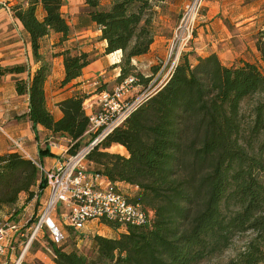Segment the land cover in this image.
Wrapping results in <instances>:
<instances>
[{"label":"trees","instance_id":"1","mask_svg":"<svg viewBox=\"0 0 264 264\" xmlns=\"http://www.w3.org/2000/svg\"><path fill=\"white\" fill-rule=\"evenodd\" d=\"M152 1L83 0L82 11L99 28V40L105 41L104 53L121 51L116 86L129 77L130 87H145L150 80L132 59L146 53L153 42L148 12ZM62 5L63 0H17L9 7L40 63L26 79L16 80L15 90L28 97L23 116L35 133L41 125L53 135L65 136L67 151L74 154L88 132L83 105L87 95L74 93L59 100L61 116L54 119L44 91L50 64L40 53L43 36L56 32L61 42L70 33ZM253 41L264 62V27ZM57 55L63 57L61 86L80 76L91 61L87 52L71 53L69 48ZM151 70L155 74L159 68ZM24 71L22 64L0 65V78ZM105 85L97 90H105ZM245 100L250 101L247 122ZM112 144L122 145L128 154L104 150ZM38 153L51 154L47 146ZM87 160L111 181L136 187L131 199L147 218L117 237L94 234L89 256L48 242L55 264H199L220 255L235 234L246 231H252V237L219 264H264V71L256 63L240 60L227 65L215 53L181 54L161 87L96 143ZM45 185L31 160L17 151L0 154V211L13 206L21 193L27 200L36 194L39 204ZM102 222L117 229L111 221Z\"/></svg>","mask_w":264,"mask_h":264},{"label":"rangeland","instance_id":"2","mask_svg":"<svg viewBox=\"0 0 264 264\" xmlns=\"http://www.w3.org/2000/svg\"><path fill=\"white\" fill-rule=\"evenodd\" d=\"M82 1L83 0H63V4L65 5L63 8V14L67 22H70L69 37H67L65 40H62L61 42L60 37H55L54 39L48 38L44 43L46 45L49 44V46H55V48H53L55 49V52H59L64 48H69L71 53L82 51L81 47L84 45H92V50L87 53L89 54L90 58H93L100 55L103 47L99 42V35L96 34L95 27L90 24L87 16H85V13L82 11V6H79ZM190 1L191 0H153L151 2V8L148 12L151 14L153 32L155 36H163L166 39L164 52L157 53L154 56L139 62L137 66H135L136 69L141 72V74H143L145 77H149L150 80L147 82L145 87H143V85H135L130 88H127V86L123 87L121 103L116 109L111 110V120H114L121 114L124 108L123 105L126 104L127 98H130L129 100H134V95V98L146 97L155 89L159 88L166 81V79H168L171 69L177 63L181 54L183 53L195 52L197 55L201 56H203L205 52L209 53L210 50L219 51V53H222V49H228L229 46L232 45L234 47L232 50L247 51L252 59L255 58L253 51H251L252 48L255 51L253 46V37L257 30L261 28L263 23H257L254 16L258 10H261L262 6L264 5V0H202L200 10L198 11L193 23L192 38L185 46L182 47L181 45L174 44L173 36L176 32L177 26L180 23L184 8ZM215 21H217L218 24H216ZM209 22H212V24ZM74 32L79 33L74 34ZM200 33L204 36L201 44H199V41L196 39ZM205 35H208V37L206 38ZM51 42H53L52 45H50ZM203 45L206 46L197 53L196 49ZM48 57H50L49 54ZM120 58L121 57H118V55H114L111 56L110 60H120ZM189 58L191 62H194V57L192 55H189ZM157 59H161L163 62L166 61V64L161 67V64H157ZM47 61L51 62V60ZM234 61L238 62L236 59H234L232 61L223 60V63L230 65V63H234ZM151 66L158 67V72L153 74ZM259 66L262 71H264V62L263 65ZM115 72V70L108 67V69H106L101 75L88 80L90 84L83 87L85 91H82V88L80 89L81 94L93 90L89 93L91 95L90 99L85 100L84 102L88 112L89 109L95 113L101 111L103 102L98 100L97 88L101 84H106V89L104 91H108L111 94L116 87L115 79L117 76L115 75ZM247 101L248 100H245L242 104V111L244 120L246 122L248 121V105L250 104V101ZM96 132L97 131L89 130L83 137V144L80 146V148L86 147L92 140L90 139V136L94 135L95 137ZM51 140L66 147L69 144V141L64 139L60 140V138H53ZM61 149H63L62 146L53 147L55 152H60ZM104 150L119 153L124 156L128 154L125 148H120L119 144H112L110 147ZM86 167L90 171H96L98 169V167L90 161L87 162ZM119 186L120 190L125 196H130L133 194L130 188L126 189L121 185ZM19 197L18 205L16 206V213H20V216L23 219H26L32 215V220H34L38 207L36 198L27 200L24 193H21ZM24 206H26V208ZM13 218L18 219V216H14ZM97 231L99 235L103 236H109L113 234L118 235L120 233L119 231L108 232L106 229L100 230L99 228L95 229L93 233L96 234ZM19 232L24 234V236H19L18 239V243L20 244L21 248L18 249V246H16L17 244H15L14 262L6 261L5 264H15V261H17L25 246L26 235L29 234L26 230V226L22 227ZM93 233H88L87 237H83L82 234L80 235L74 232L72 229L64 227L65 239L58 245L62 246L65 250H76L78 253L89 256L91 255L92 247L89 241V235ZM39 234H41V236L38 238V241H32L31 245H29L27 249L26 253H31L29 255L35 256L33 254L36 252H39L44 256L45 254L48 255L44 247H50L48 245V242H51L49 232L46 228H44L39 232ZM252 235V231L235 234L232 237L229 247L225 251H223L220 255L208 260H204L199 264H219L227 261L231 257L235 256L236 252L241 249L240 247L243 245V243L249 240ZM51 257L53 258L52 255ZM22 259L20 264H42L41 261L36 257H33L29 261L26 260L25 253Z\"/></svg>","mask_w":264,"mask_h":264},{"label":"built area","instance_id":"3","mask_svg":"<svg viewBox=\"0 0 264 264\" xmlns=\"http://www.w3.org/2000/svg\"><path fill=\"white\" fill-rule=\"evenodd\" d=\"M201 1L191 0L185 6L173 36L174 44L183 47L192 38L193 23L200 10ZM157 64H161L163 67L166 61L157 59ZM131 82L132 77L127 78L116 86L111 94L104 90L97 92L98 100L103 102V107L98 113L92 111L87 113L89 118L87 131L97 132L86 147L78 149L74 154H69L67 151L69 145L66 147L53 140L47 142L49 149H53L54 146L63 147L61 160L52 168L45 169L38 160L23 150L20 140L10 138L15 151L31 160L38 167L46 179V185L44 197L38 204L34 220H32V215L23 219L20 213H16L18 202L11 206L6 217L0 220V264L6 263L7 250H14L13 242L16 235L24 236L19 232L24 226L29 234L26 235L21 257L44 228L49 232L50 241L58 245L65 239L64 227L87 237L86 224L92 220L111 221L117 225L120 232L125 231L129 225H141L145 222L147 218L145 210L139 204L134 203L131 196H125L122 193L119 182H113L101 172L90 171L86 167L87 154L92 147L114 127L120 125L136 105L145 98H135L134 100L127 98L121 114L111 120V110L116 109L121 103L123 87L130 88ZM83 105L85 110V104L83 103ZM0 131H3L1 124ZM67 141H69L68 138ZM33 198H36V194ZM14 216H18V219H14ZM46 250L53 255L51 247H47Z\"/></svg>","mask_w":264,"mask_h":264},{"label":"crops","instance_id":"4","mask_svg":"<svg viewBox=\"0 0 264 264\" xmlns=\"http://www.w3.org/2000/svg\"><path fill=\"white\" fill-rule=\"evenodd\" d=\"M16 1L17 0H0V65L12 66L16 64H22L26 67V71H24L23 73H7L1 76L0 78V124L2 125L3 128V131H0V154L15 151L10 138L20 140L23 150H25L26 153H28L30 156L38 160L45 169H49L54 167L61 160V156H62L61 151L55 152L52 148H50L49 151L51 154L41 157L38 153L39 148L47 146V142L53 138H57V139L60 138V140L62 139L67 140V138L65 136L53 135L48 129L44 128L41 125L37 126V130L35 133V131L31 127V122L28 119V117L23 116L28 112V97L25 94L24 95L17 94L15 90V82L19 78L26 79L27 72L29 71L30 74H32L38 68L40 63L36 62L33 58L29 36L27 32L24 30L20 21L13 16L9 8ZM103 3H106V1H103ZM64 6L65 5L63 4L61 7L62 14H63ZM79 6L83 7V1L82 3L79 4ZM38 11L39 13H41L40 8ZM254 18L257 23L259 24L263 23L261 28L264 27V5L262 6L261 10L257 11ZM209 23L212 24V22ZM215 23L218 24L217 21H215ZM68 24H70V22H68ZM90 24H92L95 27L96 34L100 35V30L96 26V24L93 22H90ZM78 33L79 32L76 33L74 32V34H78ZM60 36L61 35L59 33L50 32L49 34L43 36L40 39V45H41L40 53L42 54L45 60H51V62H49L50 70L44 83V91H45L46 106L53 115L54 119H58L61 116V111L56 105V103L59 100L69 97L74 93H78V92L80 93L81 88L83 89L85 85L88 86L90 84L88 80H91L93 79V77L101 75L103 72H105L106 69H108V67L115 70L116 71L115 75L117 76L119 74V66H116V64H118L120 60L119 59L110 60V59L111 56L114 55H118V57H121L120 50L114 51L109 54H105L104 53L105 41L100 40L99 42L103 47L100 55L91 58L90 63H88L82 69V73L80 76L73 79L69 83L61 86L60 81L62 80L64 75L63 57L62 55H57V53L61 52L65 48L59 52H55V49H53L55 48V46H49V44L46 45L44 43L48 38L54 39L55 37L59 38ZM203 37L204 36L201 35L200 33L196 38L199 41V44H201V42L203 41ZM205 37L207 38L208 35H205ZM165 40L166 39L163 36H154L153 42L151 43L149 50L144 54L135 56L132 59V63L135 66H137L139 62L146 60L157 53L164 52ZM52 44L53 42L50 43V45ZM206 45L197 48L196 49L197 53L198 51L202 50V48L205 47ZM91 47L92 45L89 46L84 45L81 47V49L84 52H89L90 50H92ZM233 48L234 47L230 45L228 49L226 48L222 49L221 51L222 53L213 50H210L209 53L217 54L218 57L222 60V62L223 60L232 61L236 59L237 61L244 60V61L256 63L258 66L263 65V62L259 56L258 51L255 49V46H254L255 51L251 47L252 48L251 51H253L255 55L254 59H252L251 56H249V53L247 51L244 50L236 51V50H232ZM207 53L208 52H205L204 54L207 55ZM48 54L50 57H48ZM232 63L233 62H231L230 64ZM82 91L85 90L83 89ZM91 91L93 90H90L85 93L82 92L83 94L87 95V98L85 100L90 99L91 95L89 93ZM90 111L91 109H89V112ZM85 112L86 114L88 113L87 108H85ZM120 185L125 187L126 189L130 188L133 194L137 191L136 187L131 186L129 184L120 183ZM133 194L130 196L132 197ZM24 207L26 208V206ZM9 209L10 207H4L0 211V220L6 217V215L9 212ZM98 228L100 230L106 229L108 232L119 231L118 229L111 228L110 226L104 224L101 221L97 222L92 220L87 222L86 224L87 233H91V232L93 233L94 230ZM94 234L95 233L90 234L89 237L91 238V236H93ZM96 234H98V231L96 232ZM40 236L41 234H38L35 240L38 241V238ZM117 236H118L117 234L116 235L113 234V235H109L108 237H117ZM18 239H19V235L17 234L16 239L13 242L14 250H15V244H17L16 246H18L17 247L18 249L21 248L20 244L18 243ZM89 241L91 243V240ZM46 248L44 247L45 250ZM14 250L13 251L9 249L7 250L5 256L6 261L14 262V257H15ZM26 252L27 250H25L24 253L26 256V260L28 261L31 260L33 257H36L38 260L41 261L42 264H55L51 257V254L47 252V250L46 252L48 253V255L45 254V256L41 255L39 252L33 254L35 256L29 255L31 253L29 252L26 253ZM24 253L22 257L21 254L19 255L17 261H15V264H20L21 259L24 257Z\"/></svg>","mask_w":264,"mask_h":264},{"label":"bare ground","instance_id":"5","mask_svg":"<svg viewBox=\"0 0 264 264\" xmlns=\"http://www.w3.org/2000/svg\"><path fill=\"white\" fill-rule=\"evenodd\" d=\"M121 149H124V147L122 145H119Z\"/></svg>","mask_w":264,"mask_h":264},{"label":"water","instance_id":"6","mask_svg":"<svg viewBox=\"0 0 264 264\" xmlns=\"http://www.w3.org/2000/svg\"><path fill=\"white\" fill-rule=\"evenodd\" d=\"M160 87H161V86H160ZM155 90H156V89H155ZM155 90H154V91H155Z\"/></svg>","mask_w":264,"mask_h":264}]
</instances>
